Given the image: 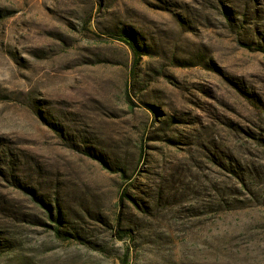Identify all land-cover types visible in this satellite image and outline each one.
Instances as JSON below:
<instances>
[{
  "label": "rangeland",
  "instance_id": "374dc122",
  "mask_svg": "<svg viewBox=\"0 0 264 264\" xmlns=\"http://www.w3.org/2000/svg\"><path fill=\"white\" fill-rule=\"evenodd\" d=\"M0 264H264V0H0Z\"/></svg>",
  "mask_w": 264,
  "mask_h": 264
},
{
  "label": "trees",
  "instance_id": "16d2710c",
  "mask_svg": "<svg viewBox=\"0 0 264 264\" xmlns=\"http://www.w3.org/2000/svg\"><path fill=\"white\" fill-rule=\"evenodd\" d=\"M133 50L135 56H137L138 54V49L137 47L135 46L134 42H129V41H125Z\"/></svg>",
  "mask_w": 264,
  "mask_h": 264
}]
</instances>
